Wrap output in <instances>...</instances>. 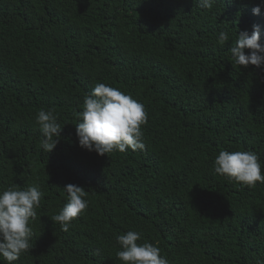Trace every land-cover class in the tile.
<instances>
[{"label":"trees","instance_id":"trees-1","mask_svg":"<svg viewBox=\"0 0 264 264\" xmlns=\"http://www.w3.org/2000/svg\"><path fill=\"white\" fill-rule=\"evenodd\" d=\"M259 2L0 0V190L38 183L44 193L32 248L14 264H122L116 237L127 231L169 264H264V183L242 187L213 171L223 150L264 162V66H237L229 51L253 25L264 45ZM96 83L144 104V150L79 146L77 113ZM41 109L62 128L48 154ZM68 184L89 204L65 232L50 218Z\"/></svg>","mask_w":264,"mask_h":264},{"label":"clouds","instance_id":"clouds-1","mask_svg":"<svg viewBox=\"0 0 264 264\" xmlns=\"http://www.w3.org/2000/svg\"><path fill=\"white\" fill-rule=\"evenodd\" d=\"M203 9H211L215 0H198ZM264 8V0L253 8L254 15H260ZM229 35L221 31L217 43L224 45ZM261 27L253 25L251 34L241 31L236 34L235 42L229 51L235 65L247 68L249 65L260 68L264 66V45L261 44ZM249 50L247 53L245 50ZM75 124L78 144L82 149L95 151L104 156L113 152L127 150H144V132L142 126L147 124L148 114L143 103L118 88L96 83L93 90L84 97L82 111L77 113ZM36 124L42 138L40 148L51 153L57 146L61 127L53 110L38 111ZM264 162L252 150L220 151L215 157L213 171L224 179L240 184L242 187L254 188L257 183H264L262 174ZM65 203L58 214L51 216L54 223L67 232L71 223L88 208L87 191L74 184L63 189ZM44 193L38 183L28 184L24 188L9 186L0 190V260L6 264H14L22 254L31 248L33 229L30 220L37 217ZM142 234L127 231L118 235L116 241L119 250L116 257L122 264H169V260L161 255L159 247L141 240Z\"/></svg>","mask_w":264,"mask_h":264}]
</instances>
